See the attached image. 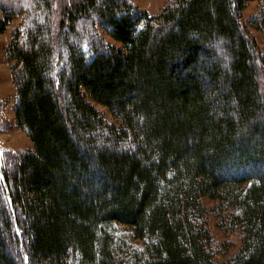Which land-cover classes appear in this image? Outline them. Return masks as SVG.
<instances>
[{"label":"trees","instance_id":"16d2710c","mask_svg":"<svg viewBox=\"0 0 264 264\" xmlns=\"http://www.w3.org/2000/svg\"><path fill=\"white\" fill-rule=\"evenodd\" d=\"M251 1L0 0V33L25 19L7 58L34 149L3 165L0 264H219L206 200L241 236L226 263L264 264Z\"/></svg>","mask_w":264,"mask_h":264},{"label":"rangeland","instance_id":"374dc122","mask_svg":"<svg viewBox=\"0 0 264 264\" xmlns=\"http://www.w3.org/2000/svg\"><path fill=\"white\" fill-rule=\"evenodd\" d=\"M3 2V0H1ZM11 5L18 6L21 0H7ZM56 3L60 5V1ZM141 11H146L150 15H156L173 3L175 0H125ZM71 2V0H70ZM264 7V0L257 2L251 1L243 10L241 22L248 34L250 40L254 41L257 49L258 64L264 73V27L260 30L256 29V21ZM3 18L0 9V19ZM25 19L24 16L18 14L7 26L5 32L0 33V180L3 179V165L10 155H20L33 151V145L26 132L21 130L16 122L15 109L17 104L16 87L13 82V74L11 65L7 58V49L13 40L17 30L20 31L21 39L25 35ZM106 43L117 45L109 36L102 33ZM97 108L106 116L110 123H115L114 118L101 106ZM8 162V161H7ZM11 162V161H10ZM8 201V198H5ZM209 209L207 219L208 226L213 234V249L217 252L216 260L219 264H227L226 261L232 254L238 250L241 245V236L238 232H232L224 228L222 216L217 214V203L206 200ZM229 248V252H225ZM27 262V257L25 258Z\"/></svg>","mask_w":264,"mask_h":264}]
</instances>
